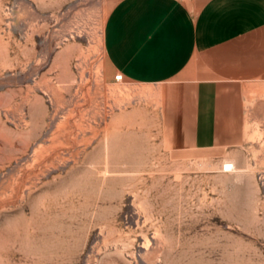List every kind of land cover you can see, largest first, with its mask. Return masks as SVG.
I'll return each instance as SVG.
<instances>
[{
    "label": "rangeland",
    "instance_id": "rangeland-1",
    "mask_svg": "<svg viewBox=\"0 0 264 264\" xmlns=\"http://www.w3.org/2000/svg\"><path fill=\"white\" fill-rule=\"evenodd\" d=\"M199 1L0 0V264H264V92L241 145L191 150L110 45Z\"/></svg>",
    "mask_w": 264,
    "mask_h": 264
},
{
    "label": "crops",
    "instance_id": "crops-1",
    "mask_svg": "<svg viewBox=\"0 0 264 264\" xmlns=\"http://www.w3.org/2000/svg\"><path fill=\"white\" fill-rule=\"evenodd\" d=\"M193 10L185 18H136L129 33L118 26L123 40L109 36L119 47L117 69L174 88L191 150L238 147L246 103L264 92V0H200ZM122 20L112 18L108 33Z\"/></svg>",
    "mask_w": 264,
    "mask_h": 264
},
{
    "label": "bare ground",
    "instance_id": "bare-ground-1",
    "mask_svg": "<svg viewBox=\"0 0 264 264\" xmlns=\"http://www.w3.org/2000/svg\"><path fill=\"white\" fill-rule=\"evenodd\" d=\"M232 165H233V164H231V163H225L226 169H229L230 167H232ZM230 169H231V168H230ZM230 169H229V170H230Z\"/></svg>",
    "mask_w": 264,
    "mask_h": 264
},
{
    "label": "built area",
    "instance_id": "built-area-1",
    "mask_svg": "<svg viewBox=\"0 0 264 264\" xmlns=\"http://www.w3.org/2000/svg\"><path fill=\"white\" fill-rule=\"evenodd\" d=\"M115 79L118 81V80H121L122 79V76L121 75H117L116 77H115Z\"/></svg>",
    "mask_w": 264,
    "mask_h": 264
}]
</instances>
